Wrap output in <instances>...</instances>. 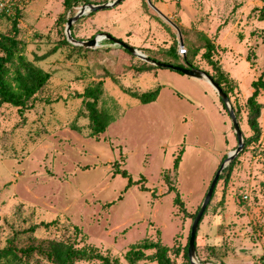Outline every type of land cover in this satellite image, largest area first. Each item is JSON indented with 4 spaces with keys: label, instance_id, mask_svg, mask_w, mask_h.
<instances>
[{
    "label": "rangeland",
    "instance_id": "1",
    "mask_svg": "<svg viewBox=\"0 0 264 264\" xmlns=\"http://www.w3.org/2000/svg\"><path fill=\"white\" fill-rule=\"evenodd\" d=\"M61 2L22 0L17 7L23 54L49 78L23 115L0 105V247L14 230L55 220L32 235L74 237L76 247L92 246L117 264H129L124 253L136 244L158 240L174 264H187L183 247L192 214L221 158L236 146L226 110L206 80L168 67L146 68L110 40H100L95 48L80 46L84 50L64 45L63 20L81 4L64 11ZM149 2L152 6L146 0H121L82 15L72 22V35L87 40L105 32L151 57L187 67L164 51L176 44L175 50L186 49L192 67L211 75L200 57L207 37L214 45L212 59L230 82L228 99L242 137L249 136L244 102L250 82L264 72V21L257 17L264 2ZM8 29L9 21L0 16V32ZM98 80L103 92L97 105L114 119L92 137L75 94ZM122 87L137 92L158 87V92L140 103ZM257 100L258 140L233 157L225 185L217 180L198 223L194 244L207 263L264 261V90ZM128 178L135 183L126 186ZM176 195L179 204L173 201Z\"/></svg>",
    "mask_w": 264,
    "mask_h": 264
},
{
    "label": "trees",
    "instance_id": "2",
    "mask_svg": "<svg viewBox=\"0 0 264 264\" xmlns=\"http://www.w3.org/2000/svg\"><path fill=\"white\" fill-rule=\"evenodd\" d=\"M21 1L22 0H14L9 8L0 10V16H4L9 21L8 32H0V105L9 104L10 106L16 108L18 114L23 115L24 110L30 109L32 107V102L36 97V93L39 92L46 84L49 78V73L33 64L23 54V44L17 38V21L20 15L17 7L19 6ZM261 1L264 2V0ZM61 3L64 11H72L73 7L76 6L77 3L85 4L89 2L87 0H62ZM257 12L258 19L264 21V5L258 8ZM88 13L92 14L93 12ZM66 19L63 21H66ZM70 35L73 37L71 32V25ZM62 42L64 45H68L71 48L84 50V48H81L80 46L70 44L66 40L65 35L62 36ZM174 45L169 46L167 50L164 51H166L171 56H179L182 63H185L187 66L192 67V63L188 60V58L184 57L185 52L179 55L177 53V50H175ZM203 47L204 51L200 54V57L203 58L211 67V69L213 70V74L210 75L207 71L205 72L218 84V86L228 98V93L231 90L230 82L227 80V77H225L224 73L218 68L216 60L212 59L214 45L205 36L203 37ZM121 50L124 51L129 57L134 58V55L129 53L127 50L123 48H121ZM195 53L196 52L194 50L191 51L192 56H194ZM143 54L151 59L166 64L181 66V64H173L164 60L156 59L145 52ZM137 60L140 61V63H143L146 68L155 67L152 64L140 60L139 58ZM131 70L133 71L132 68ZM142 70L146 69H136L137 73ZM263 76L264 72L261 73L255 80H252L250 82L252 91L246 97L244 102L246 108L245 122L250 130V134L249 136L243 138V147L252 142H256L260 135L258 117L260 114L261 104L257 100V97L259 95V91L264 90ZM101 84V80H98L90 86H85L81 92L75 94L76 97H79L81 99L87 118L88 134L92 137H96L98 134L103 133L108 123L114 119V116L111 115V113L103 108H100L97 105V101L99 100L103 92ZM122 90L132 97L137 98L140 103H148L152 101L157 95L158 87L153 90L144 92L131 91L127 87H122ZM219 101L221 102L220 98ZM41 104L44 105L43 103ZM72 128L76 129L75 126H72ZM225 156L226 155H224L221 160H223ZM232 159L224 167V171H222L224 172L223 175L220 174L217 177V180L221 179L223 181V185H225L231 172L233 165ZM119 173L122 176L126 175V172L123 169L120 170ZM133 183L135 182L131 181L130 178H128L126 186ZM211 197L212 193L208 203L206 204L202 212V215L209 206ZM173 201L175 204L180 203L177 195L174 197ZM197 210L198 208L192 214V219ZM202 215L198 223L200 222ZM56 223L57 222L55 220L40 221L25 228L14 230L12 235L6 240V244L0 247V264H73L77 260H97L100 264H117V261L115 259L109 258V256L106 254L99 253L92 246L76 247L74 244V237H69L68 235L62 237H36L32 235V233L38 227H42L44 230H47L49 227ZM197 229L198 224L196 231ZM196 231L194 234V241ZM188 236L189 231L187 234V240ZM194 241V251L199 261L208 262L209 260L205 258L200 259ZM145 250H152V252L150 254H145ZM167 251L168 248L165 245L161 244L158 240L150 242L143 241L136 244L135 247H131L129 250H127L124 253V257L129 264H136L137 261L144 259L154 260L155 264H174L169 258ZM183 255L186 259V263L189 264L187 258V241L183 247ZM260 264H264V261H262Z\"/></svg>",
    "mask_w": 264,
    "mask_h": 264
},
{
    "label": "water",
    "instance_id": "3",
    "mask_svg": "<svg viewBox=\"0 0 264 264\" xmlns=\"http://www.w3.org/2000/svg\"><path fill=\"white\" fill-rule=\"evenodd\" d=\"M120 1L121 0H111V1H107L104 3H97V4H92V3L81 4L77 8L76 12L72 16L68 17L65 21L63 31H64V35H65L66 40L68 42L74 44V45H79V46L88 47V48H95L96 46H98V42L100 40L107 39V40H110L111 42H113L114 44L120 46L121 48L127 50L129 53L135 55L137 58H139L140 60H142L144 62H147L149 64H152V65L158 66V67H168V68L179 71V72H181L187 76H191L194 78L204 79L215 90L218 98H220V100H221V102H222V104L226 110V113L228 115L229 122H230V125L232 127V131H233V134L235 136V139H236V146L233 150L227 152L226 156L224 157V159L222 160V162L218 166L217 170L214 172V174H213V176L209 182V185L206 189V192L202 198V201L199 205V208H198L197 212L195 213V215L191 221V224L189 227V236H188V240H187V258H188L189 264H211V263H207V262H200L198 260V258L196 257L195 251H194V246H193L194 234H195V231L197 228L198 221L202 215V212H203L206 204L209 201L213 187L215 185V182L217 180L219 173L221 172V169L243 147V137H242L241 131L239 129L235 114L233 112V108L230 105V102H229L226 94L221 90V88L218 86V84L205 71L200 70L198 68L190 67V66L184 67V66H179V65H171V64H166V63L151 59V58L145 56L138 49H136L132 46H129V45L125 44L124 42L118 40V39L113 38L111 35H109L108 33H105V32H101V33H99V34H97V35H95V36H93L87 40H77L70 35V25L78 17H80L81 15L86 14L88 12H94L97 10L113 7V6L117 5ZM146 1L150 6H152L150 4L149 0H146ZM156 12L162 16V14L158 10H156ZM166 20L169 22V24H171V26L175 30L178 31L175 24H173L168 18H166ZM97 36H99V38H97ZM179 43H181V41H179Z\"/></svg>",
    "mask_w": 264,
    "mask_h": 264
},
{
    "label": "built area",
    "instance_id": "4",
    "mask_svg": "<svg viewBox=\"0 0 264 264\" xmlns=\"http://www.w3.org/2000/svg\"><path fill=\"white\" fill-rule=\"evenodd\" d=\"M14 0H0V10L4 8H9V6L13 3ZM185 52V48L180 46L177 50L179 55Z\"/></svg>",
    "mask_w": 264,
    "mask_h": 264
},
{
    "label": "bare ground",
    "instance_id": "5",
    "mask_svg": "<svg viewBox=\"0 0 264 264\" xmlns=\"http://www.w3.org/2000/svg\"><path fill=\"white\" fill-rule=\"evenodd\" d=\"M97 38H99V36H97Z\"/></svg>",
    "mask_w": 264,
    "mask_h": 264
}]
</instances>
